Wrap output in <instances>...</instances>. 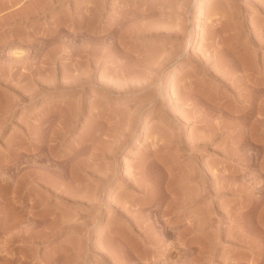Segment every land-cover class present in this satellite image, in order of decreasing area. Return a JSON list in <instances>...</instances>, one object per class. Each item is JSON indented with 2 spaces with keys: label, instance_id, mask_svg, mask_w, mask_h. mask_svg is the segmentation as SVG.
Here are the masks:
<instances>
[{
  "label": "rangeland",
  "instance_id": "rangeland-1",
  "mask_svg": "<svg viewBox=\"0 0 264 264\" xmlns=\"http://www.w3.org/2000/svg\"><path fill=\"white\" fill-rule=\"evenodd\" d=\"M0 264H264V0H0Z\"/></svg>",
  "mask_w": 264,
  "mask_h": 264
},
{
  "label": "bare ground",
  "instance_id": "bare-ground-1",
  "mask_svg": "<svg viewBox=\"0 0 264 264\" xmlns=\"http://www.w3.org/2000/svg\"><path fill=\"white\" fill-rule=\"evenodd\" d=\"M23 51H24V50H22V49H17V50H14L13 53H14L15 55H17V56H21L22 53H23Z\"/></svg>",
  "mask_w": 264,
  "mask_h": 264
}]
</instances>
